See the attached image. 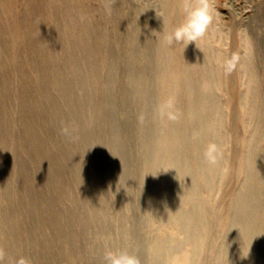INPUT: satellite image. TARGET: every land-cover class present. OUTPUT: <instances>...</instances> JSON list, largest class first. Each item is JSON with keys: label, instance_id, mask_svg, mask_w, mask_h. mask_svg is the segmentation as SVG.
Returning <instances> with one entry per match:
<instances>
[{"label": "rangeland", "instance_id": "374dc122", "mask_svg": "<svg viewBox=\"0 0 264 264\" xmlns=\"http://www.w3.org/2000/svg\"><path fill=\"white\" fill-rule=\"evenodd\" d=\"M196 2L0 0V264H242L246 232L264 264V0H210L204 35L170 44ZM190 192L197 239L158 215Z\"/></svg>", "mask_w": 264, "mask_h": 264}, {"label": "bare ground", "instance_id": "6f19581e", "mask_svg": "<svg viewBox=\"0 0 264 264\" xmlns=\"http://www.w3.org/2000/svg\"><path fill=\"white\" fill-rule=\"evenodd\" d=\"M136 30V29H135ZM151 31H153V30H151ZM158 31V30H157ZM139 33V32H138ZM140 34H141V32H140ZM146 34V33H145ZM145 37H147V36H145ZM151 49V48H150ZM141 59H143L142 57H141ZM134 64V63H133ZM181 70V69H180ZM151 72V71H150ZM174 83H177L176 81H173ZM148 89V88H147ZM154 89V88H153ZM208 101V100H207ZM209 106H211V105H209ZM167 109H166V111H164L163 109H162V107L161 106H159V109H161V110H163V112H166L167 113V115H166V120H167V125H169L170 124V122H171V119H173L174 120V116L175 115H171V114H173V112L169 109L168 110V106L166 107ZM206 108H208L207 106H206ZM210 108V107H209ZM134 109V108H133ZM200 114V113H199ZM196 115V114H195ZM177 116V115H176ZM175 116V117H176ZM163 117V116H162ZM206 117V116H205ZM175 119H177V118H175ZM188 123V122H187ZM158 124H161V120H158ZM169 127V126H168ZM162 129V128H161ZM176 130V129H175ZM162 131V130H161ZM154 132H155V130H153V128H150V130H149V135H148V137H146V138H144L143 139V144H144V146H148L147 148L149 149V147L151 148L152 147V145H153V141H154V139H153V135H154ZM171 133V137L172 136H174L173 137V139H171L167 144L164 142V144L165 145H167V146H173L174 147V145H178V149L177 148H175V150L174 149H172L173 151H174V153L175 154H179V152H180V149H182V147H183V143H182V145H179V144H181L180 143V134L179 133H177V131L176 132H174V134H173V131L172 132H170ZM151 137V138H150ZM168 138H170V137H168ZM162 139H160L159 140V146H162L161 144H162ZM157 143V144H158ZM156 144V145H157ZM180 148V149H179ZM178 150H179V152H178ZM157 152H159V148H158V146H157ZM148 154V153H147ZM159 155V154H158ZM151 156V155H150ZM154 156V155H153ZM197 157H198V155H197ZM164 158V157H163ZM150 159L151 158H148L147 159V161L149 162V163H151V161H150ZM169 160V159H168ZM153 161V160H152ZM163 162L165 161V163H167V164H170L169 163V161H167V160H162ZM158 164V163H157ZM174 165H176V163L174 164ZM173 165V166H174ZM188 166V165H187ZM185 167V170H186V172L183 174V177H182V180L183 181H185V182H188V181H191L192 180V173H190V171L188 170V168L186 167V166H184ZM170 171H173V170H175L173 167H171V166H169V168H168ZM259 169V167L257 166V169H256V167H255V169H254V171L256 170H258ZM175 177V175H173V172L170 174V179H173ZM153 181V180H152ZM197 181V180H196ZM176 182V181H175ZM191 183V182H190ZM196 184V183H195ZM200 184V183H199ZM162 185V183L161 184H157L156 186V191H155V193H153L152 192V194H151V196H152V201L154 202V203H156V205L160 202V199H158L159 197H160V195H161V193H162V189L161 190H159V187L158 186H161ZM198 185V184H197ZM192 186V185H191ZM168 187V186H167ZM186 187V186H185ZM193 187H194V185H193ZM190 189V188H189ZM183 190V189H182ZM190 190H192V189H190ZM169 192H171L172 194H174V195H176V196H173V197H179V196H181V195H185V194H181V195H178L177 193L178 192H175V190L173 191V190H170ZM257 195V194H256ZM256 195H254V194H252V198H257V196ZM186 196H188V199L190 200V201H192L193 202V204H192V206H191V209L190 210H188V212L187 213H184V215L183 214H181L176 208H174V207H169V206H166L165 204L163 205V203H162V205L164 206V208L162 207V209H158L159 210V213H158V215H161L162 213L161 212H163L164 214H167V216H169L170 218L173 216L174 217V219H176L177 221H178V219H184L185 220V222H184V224H185V229H186V233H187V235H189V236H195V239H197V236H198V233L196 234V231L194 230V229H197V227H198V225H199V221L198 220H200V219H198V218H200V212L198 211V208H197V204L195 205V203L197 202L196 201V198L194 197V195H193V193L192 192H190V193H188ZM186 196H185V198H186ZM176 199V198H175ZM162 201V200H161ZM199 201V200H198ZM146 202V201H145ZM199 203H200V201H199ZM251 207V203L250 204H248V201H244L243 200V204H242V206L241 207H239V209H240V211H241V213L243 214V213H246V217H247V219H250V217L252 218V216L254 217V215H251L250 214V208ZM261 207V208H260ZM259 209H260V214L259 215H257V217L258 218H260V219H264V201L263 202H261L260 204H259ZM153 210V209H152ZM155 211V210H154ZM156 212V211H155ZM153 214H154V212H153ZM163 218H164V216H163ZM162 218V219H163ZM156 219V218H155ZM158 219V218H157ZM161 219V220H162ZM159 220V219H158ZM173 220V219H172ZM149 221V220H148ZM147 221V222H148ZM162 222H166V220L165 221H162ZM167 223V222H166ZM133 225H135V224H133ZM235 225H236V223H235ZM233 227H234V224L232 225ZM238 226V225H237ZM237 226H236V228H233V230L232 231H237L238 229H237ZM155 227V226H154ZM137 229V228H136ZM194 230L195 232H191V230ZM236 229V230H235ZM244 231H247L248 230V228H244L243 229ZM240 239H241V243H242V245H239V246H237L236 248V253H235V257L234 258H237V260L238 259H242V262H245V263H242V264H248L247 263V259H251V260H254V259H257L258 257H261V255H255L254 253H253V251H258V252H260L261 254H262V252L259 250V247H258V244L257 243H259V240L258 239H256V243H254V242H251L250 240V233H244L243 234V236H241L240 237ZM158 243H162L161 241L160 242H158ZM200 242L199 241H197V245L196 246H199L200 247V244H199ZM199 247H197V248H199ZM187 256H188V254H187ZM163 257V254L162 253H160V254H156V256L153 258V262H140V264H163V262H161V258ZM232 257V256H231ZM229 258V257H228ZM227 258V259H228ZM189 259V258H188ZM190 260V259H189ZM189 260H187V261H189ZM196 261V260H195ZM228 261L230 262V259H228ZM194 261H192L191 263L190 262H186V264H194L193 263ZM229 262H225L224 264H229Z\"/></svg>", "mask_w": 264, "mask_h": 264}, {"label": "clouds", "instance_id": "9594fccd", "mask_svg": "<svg viewBox=\"0 0 264 264\" xmlns=\"http://www.w3.org/2000/svg\"><path fill=\"white\" fill-rule=\"evenodd\" d=\"M184 20L165 39L187 44L202 37L214 18V7L210 0H197L194 4L184 6ZM105 264H140L139 258L126 250H106Z\"/></svg>", "mask_w": 264, "mask_h": 264}]
</instances>
